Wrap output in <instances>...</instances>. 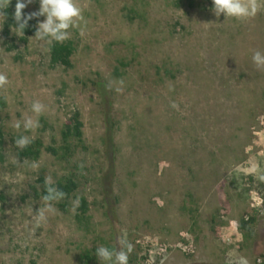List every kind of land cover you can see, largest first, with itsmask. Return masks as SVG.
Masks as SVG:
<instances>
[{"label": "rangeland", "instance_id": "rangeland-1", "mask_svg": "<svg viewBox=\"0 0 264 264\" xmlns=\"http://www.w3.org/2000/svg\"><path fill=\"white\" fill-rule=\"evenodd\" d=\"M80 3L87 28L83 36L70 29V70L51 69L50 45L35 37L27 44L14 32L6 37L0 17V71L10 81L0 91V264H100L97 246L118 247L125 231L135 264L139 242L157 241L171 250L155 264H229L240 256L264 264V182L247 171L264 168V71L251 59L264 52V11L241 23L217 17L212 0ZM38 9L34 0L24 11ZM34 100L47 106L40 127L17 131V120L36 119ZM75 112L86 150L65 161L44 152L38 170L19 161V136L59 148ZM42 173L54 183L74 175L90 220L78 223L72 199L68 212L55 203L35 228L43 203L33 187ZM242 217L257 219L254 238L239 229L229 245L223 240ZM184 236L193 238V254L172 248Z\"/></svg>", "mask_w": 264, "mask_h": 264}, {"label": "clouds", "instance_id": "clouds-1", "mask_svg": "<svg viewBox=\"0 0 264 264\" xmlns=\"http://www.w3.org/2000/svg\"><path fill=\"white\" fill-rule=\"evenodd\" d=\"M34 0H17L15 4L14 20L16 26L12 31L18 36L24 35V30L29 26V21L44 17L38 21L35 31V39L45 44L51 45L53 42L63 43L71 38L70 29H77L81 36L85 35L87 21L83 15L84 6L80 0H39V9L24 14V9L32 4ZM213 11L217 17L223 14L226 18L231 17L244 23L254 19L259 13L264 11V0H212ZM11 0H0V17L6 18L5 9L9 7ZM257 70L264 71V52L256 50L251 57ZM10 81L6 72L0 71V91L6 90ZM118 86L116 91L123 92L124 81L121 79L115 82ZM170 90H173L170 88ZM173 109L179 111V105L172 102L170 105ZM47 106L39 100L32 101L30 111L35 115L25 116L23 120H17L13 127L19 131L21 127L27 131H34L40 127L38 117L45 113ZM32 139L27 135H21L15 140V145L19 149L26 148ZM14 164H19L18 160L13 159ZM33 170L39 169V164L33 161L30 165ZM247 171L255 178L264 182V168L259 164L253 163ZM46 194L41 196L43 206L38 208L32 216L33 226L41 227L47 223L49 214H55L57 209L55 203L60 202L66 197V193L56 186L50 176L45 177ZM116 248H109L104 245L97 246L96 256L100 264H129V256L134 250V245L127 239L125 231L117 238ZM229 264H249L247 258L240 256L229 261Z\"/></svg>", "mask_w": 264, "mask_h": 264}, {"label": "trees", "instance_id": "trees-1", "mask_svg": "<svg viewBox=\"0 0 264 264\" xmlns=\"http://www.w3.org/2000/svg\"><path fill=\"white\" fill-rule=\"evenodd\" d=\"M17 0H11V4L7 9H5L6 18L3 23V32L6 37H9L13 32V27L16 26V22L14 20V12H15V4ZM24 14L27 15L24 11ZM38 19H32L29 21V26L24 30V35L17 36L18 40L27 44L29 40L34 37L36 31V25L38 23ZM12 49H8V51H12ZM75 53V46L72 41H65L63 43H56L50 45L49 56H50V68L56 69L58 67H62L65 70H70L73 68L72 57ZM84 124L81 120V114L79 112H75L72 117L68 118L63 128L61 130V146L59 148H55L52 146H45L43 141L40 139L32 141L26 148L19 149L16 147V156L19 161H39L44 152L52 155L57 158L59 161H65L68 157L74 155L78 150H86L85 140H84V132H83ZM4 145V137L0 133V151L2 150ZM45 174L42 173L40 178L38 179L39 188L33 187V191L35 196L38 199H41V196L46 194L45 187ZM54 186L59 188L60 190L66 193V197L58 203V206L61 208L63 212H68L70 207V200L74 199L78 201L77 212L75 215V219L78 223L86 222L90 220L89 212H90V204L88 199L85 196L78 195L80 189V183L76 179L74 175H66L54 183ZM216 223V219L213 220ZM257 224V219L255 217H242L239 220V229L243 233L245 240H252L254 238V228ZM217 235L219 234L218 230H216ZM136 255L129 256V264H135ZM145 259V258H144ZM143 259V260H144ZM35 264V263H33Z\"/></svg>", "mask_w": 264, "mask_h": 264}, {"label": "built area", "instance_id": "built-area-1", "mask_svg": "<svg viewBox=\"0 0 264 264\" xmlns=\"http://www.w3.org/2000/svg\"><path fill=\"white\" fill-rule=\"evenodd\" d=\"M232 228H234L235 232L229 234L226 238H224V242H227L229 245L234 244L235 235L238 234L239 225L235 224ZM140 249L143 252L140 260H142V264H155V262L162 261V259L166 256L171 247L166 244H162L160 242H139ZM172 248L178 249L185 254H193L195 245L192 237L184 236V238L173 246ZM145 258V259H144ZM144 259V260H143Z\"/></svg>", "mask_w": 264, "mask_h": 264}]
</instances>
